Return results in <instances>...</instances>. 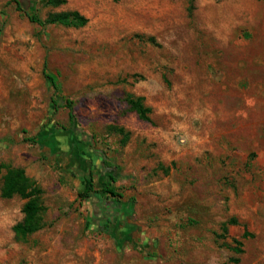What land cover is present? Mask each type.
Instances as JSON below:
<instances>
[{
	"label": "rangeland",
	"instance_id": "1",
	"mask_svg": "<svg viewBox=\"0 0 264 264\" xmlns=\"http://www.w3.org/2000/svg\"><path fill=\"white\" fill-rule=\"evenodd\" d=\"M9 1L0 187L24 169L45 226L18 242L27 199L0 195V264H264V0L24 2L43 20L79 11L81 28L40 26ZM89 173L122 198L81 199Z\"/></svg>",
	"mask_w": 264,
	"mask_h": 264
},
{
	"label": "trees",
	"instance_id": "2",
	"mask_svg": "<svg viewBox=\"0 0 264 264\" xmlns=\"http://www.w3.org/2000/svg\"><path fill=\"white\" fill-rule=\"evenodd\" d=\"M28 0H10L9 4L14 3L17 11L24 12L32 23L38 24L40 26L46 27L50 25H63L66 27L81 28L86 26L88 19L82 15L79 11H67L61 13H51L49 16L43 20L34 11L33 3H30V7L26 10L24 2ZM32 1V0H30ZM40 1L45 7H58L67 3V0H37ZM46 73V72H45ZM46 76L51 80L54 88H57V83L53 76L46 73ZM125 102L127 103L130 111L136 112L142 120L151 121L149 114L151 109L144 104L143 97H135L133 94H127L125 96ZM54 104L57 108L64 106L62 101L54 100ZM65 106L69 108V116L72 121L75 120L74 106L71 100H67ZM123 133V130H120ZM89 140L87 139L84 143L89 145ZM102 167L111 170L108 176L112 182L117 181V176L115 171H118V167L115 166L113 162L108 159L102 158ZM0 165V173H1ZM110 194L114 198H122V194L116 192L115 188L111 187L110 183L107 181L102 183L101 190L96 188V182L94 175L89 173L85 179V190L79 194L81 199H90L96 195ZM40 190L37 188L35 182L29 178L24 169L22 168H8L5 175L2 176V186L0 187V195L3 198H13L16 195L27 199L24 205V219L17 223L13 230L15 232L18 242H27L30 236L41 230L45 224L43 222L42 211L44 209L41 198L39 197ZM108 201V200H107ZM106 200L102 199V202L111 206V208H117L115 206L117 203H122L120 200H110L111 204H108ZM113 204V205H112ZM112 208V209H113ZM116 209L114 210V215L107 218L104 221L105 232L108 231L109 223H111L117 215ZM241 245V243H240Z\"/></svg>",
	"mask_w": 264,
	"mask_h": 264
},
{
	"label": "crops",
	"instance_id": "3",
	"mask_svg": "<svg viewBox=\"0 0 264 264\" xmlns=\"http://www.w3.org/2000/svg\"><path fill=\"white\" fill-rule=\"evenodd\" d=\"M102 162V161H101ZM116 212V211H115ZM114 215V212L113 213H109L108 215H107V218H109V217H111V216H113ZM106 218V219H107ZM103 220H102V225H100V227H104V221L106 220V219H104V218H102ZM113 225V221L111 222V223H109L108 225H109V228H108V231H110V227ZM105 228V227H104Z\"/></svg>",
	"mask_w": 264,
	"mask_h": 264
}]
</instances>
